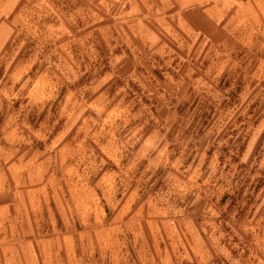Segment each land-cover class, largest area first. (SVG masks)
Here are the masks:
<instances>
[{
	"label": "rangeland",
	"instance_id": "obj_1",
	"mask_svg": "<svg viewBox=\"0 0 264 264\" xmlns=\"http://www.w3.org/2000/svg\"><path fill=\"white\" fill-rule=\"evenodd\" d=\"M260 1L0 0V264H264Z\"/></svg>",
	"mask_w": 264,
	"mask_h": 264
},
{
	"label": "crops",
	"instance_id": "obj_2",
	"mask_svg": "<svg viewBox=\"0 0 264 264\" xmlns=\"http://www.w3.org/2000/svg\"><path fill=\"white\" fill-rule=\"evenodd\" d=\"M246 1L253 2L252 4H254L256 7H259L261 4L260 0H246ZM213 12L214 11L212 10V8L204 9L203 11L197 10L195 19H197V21H199L204 28L208 29L209 27L212 26V23L210 22V18L213 15Z\"/></svg>",
	"mask_w": 264,
	"mask_h": 264
}]
</instances>
